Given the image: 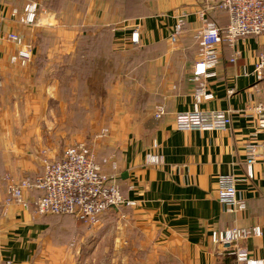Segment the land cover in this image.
<instances>
[{
	"label": "crops",
	"instance_id": "0c3cea01",
	"mask_svg": "<svg viewBox=\"0 0 264 264\" xmlns=\"http://www.w3.org/2000/svg\"><path fill=\"white\" fill-rule=\"evenodd\" d=\"M104 1L0 0V79L19 72L28 76L35 74L34 61L23 67L10 63L17 48L5 39L7 34H17L26 45H32L33 60L38 52L36 47L41 49L47 36L54 39L51 53H70L85 25L107 28L109 48L117 49L129 47L126 43L136 22L141 26V48L152 45L169 48L172 46L169 43L171 30L182 13L183 25L176 48L184 44L197 47L188 59L192 81L193 66L199 54L195 36L205 23H213L221 31L228 24L227 14L220 8L218 0H166L171 10L141 17L136 15L139 11H127L123 4L117 7ZM29 4L38 6L40 23L35 27L24 26L18 17L12 16L13 10L22 13ZM138 18L141 19L136 20ZM235 49L239 57L231 64ZM235 49L225 42L220 47L216 76L208 83V92L213 99L196 103L193 94L198 84L193 81L185 82L182 90L163 96L162 104L155 107V110L163 107V115L158 119L148 115L147 128H142L143 134L148 133L150 139L144 143L142 137L117 149L113 162L116 169H108L117 175L123 197L133 203L131 207H124L131 223L139 229L148 245L165 251L179 264H234L233 257L210 239L213 231L234 227L251 231L255 227L260 229V236L248 237L240 242V246L264 264V165L255 163L252 179L247 178L245 167V147L255 142L253 119L248 113L260 100L250 73L257 57L264 52V34L238 39ZM54 63L46 62L45 68ZM9 69L17 72L8 73ZM24 81L29 82L25 86L31 87L30 78L26 77ZM49 84L51 93L48 92L53 97L57 91L56 79L49 80ZM36 95H30L32 105L27 106L22 117L43 116L45 108L37 111L33 103L49 97L43 91ZM227 110L231 111L232 121L227 131L182 132L174 125L178 113ZM19 116L18 110L16 117ZM5 133L13 134L12 130ZM28 133L35 134L32 130ZM260 139L258 136L256 140ZM43 148L42 145H0V264L7 261L13 264L77 263L73 249H68L67 240L61 237L69 230L77 234L74 219L36 215L34 202L39 192L35 191L24 193L27 208L5 204V175H35L41 169L40 159L48 157L47 154L40 156ZM149 153L161 157L160 164H147ZM229 174L234 176L238 198L245 203L244 212L228 213L217 201L219 177Z\"/></svg>",
	"mask_w": 264,
	"mask_h": 264
},
{
	"label": "rangeland",
	"instance_id": "374dc122",
	"mask_svg": "<svg viewBox=\"0 0 264 264\" xmlns=\"http://www.w3.org/2000/svg\"><path fill=\"white\" fill-rule=\"evenodd\" d=\"M104 2H112L117 7L123 4L127 11H139L138 17L171 10L166 0ZM134 23L133 29L137 25ZM104 29L85 25L70 53H51L54 39L47 36L41 49L36 47L38 52L33 60L32 45L27 44L32 52L30 63H35V74L28 76L19 72L12 76L5 73V78L0 79V145H42L45 148L40 156L48 155L40 159L41 169L35 175L13 177L6 174L7 191L11 184L38 178L47 163L58 161L65 149L79 143L87 145L102 170L111 173L108 169L112 171L117 149L142 137L144 143L150 139L148 133L143 134L142 128H147L148 115L154 119L153 111L162 104L163 96L182 90L185 82H192L188 59L197 49L193 44L176 48L178 40L175 44L169 41L172 45L169 48L162 45L133 48L132 29L126 43L129 47L114 49L109 48V40L102 33H106ZM46 62L56 63L45 68ZM9 70L8 73L17 72ZM26 77L32 80L31 87L25 86L29 84L24 81ZM53 78L57 91L50 97L49 80ZM41 91L48 100L33 104L37 111L45 108L43 116L22 117L27 106L32 105L30 95L37 96ZM18 110L21 116L16 117ZM6 130H12L13 134L5 133ZM29 130L35 134L30 135ZM104 214L94 224L70 215H54L76 221L77 234L69 230L68 234L61 235L67 240V248L73 249L76 264H179L165 251L147 244L124 208L117 213Z\"/></svg>",
	"mask_w": 264,
	"mask_h": 264
},
{
	"label": "built area",
	"instance_id": "2783aa9c",
	"mask_svg": "<svg viewBox=\"0 0 264 264\" xmlns=\"http://www.w3.org/2000/svg\"><path fill=\"white\" fill-rule=\"evenodd\" d=\"M220 8L226 12L228 24L224 31L218 29L213 23H205L204 28L198 32L195 39L199 46V54L192 70V81L198 84L193 94L196 103L213 99L208 92L209 80L213 79L215 68L219 61V51L225 42L235 49L238 39L247 36L264 34V0H218ZM13 17L27 27H35L39 16L36 4L27 5L22 13L12 11ZM183 25V14H179L175 27L171 30L169 41L175 44L179 40ZM141 26L137 24L131 34V46L139 45ZM12 43L17 52L10 58L12 64L22 66L31 62V49L23 39L14 33L4 36ZM1 38V37H0ZM239 53L233 51L231 64H235ZM255 80L260 100L249 109L252 122V137L254 143L245 147L246 176L253 178V166L260 162L264 165V52L261 53L250 73ZM1 85V81H0ZM164 108L157 107L155 118L163 115ZM231 111L213 112H185L174 117L175 128L182 132L190 131H227L231 126ZM260 136V140H256ZM156 146L153 145V149ZM147 164L156 166L160 164L161 157L149 153ZM112 165V170H115ZM40 192L35 199V214L38 216L70 215L85 223L94 224L98 218L110 210H119L131 207L133 203L126 200L120 192L115 173H106L96 162L94 154L84 143H79L65 149L58 161L47 163L43 173L36 179H25L8 187L6 205L17 204L24 208L28 202L24 198L26 192ZM217 201L228 213L245 211V203L237 196L234 176L229 174L219 177L217 188ZM261 231L255 227L252 231L234 227L225 231H213L211 242L222 247L234 259V264H262L253 259L249 252L240 246V242L251 236H260ZM5 264H13L7 261Z\"/></svg>",
	"mask_w": 264,
	"mask_h": 264
},
{
	"label": "trees",
	"instance_id": "16d2710c",
	"mask_svg": "<svg viewBox=\"0 0 264 264\" xmlns=\"http://www.w3.org/2000/svg\"><path fill=\"white\" fill-rule=\"evenodd\" d=\"M106 29V33H104V32H102L103 34H105L106 36H107V38H108V40H110L109 39V32H108V29L107 28H105ZM104 29V30H105ZM88 30V29H87ZM89 31V30H88ZM90 32V31H89ZM101 32V31H100ZM100 32H98V33H100ZM98 33H97V35H98ZM133 48H141V46H139V45H135V46H133ZM198 48H199V46H198ZM195 64V63H194Z\"/></svg>",
	"mask_w": 264,
	"mask_h": 264
}]
</instances>
